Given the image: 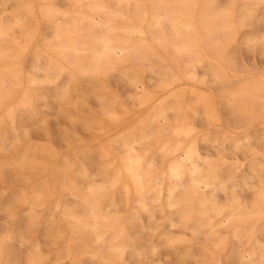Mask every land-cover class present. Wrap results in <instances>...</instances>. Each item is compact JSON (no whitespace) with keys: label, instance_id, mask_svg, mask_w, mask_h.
I'll list each match as a JSON object with an SVG mask.
<instances>
[{"label":"bare ground","instance_id":"obj_1","mask_svg":"<svg viewBox=\"0 0 264 264\" xmlns=\"http://www.w3.org/2000/svg\"><path fill=\"white\" fill-rule=\"evenodd\" d=\"M131 1L134 2L132 16H126L124 22L117 26L114 19L122 16L121 7ZM136 1L61 0L62 4L73 9L60 11L51 0H46L39 8V15L48 31L46 37L40 38L32 47L34 59L31 68L36 78L24 77L20 63H14L6 72L11 76L24 77L29 84L39 82L46 87H52L61 77L67 81L62 93L64 96L75 90L73 81L77 76L89 82L102 73L116 71L121 59L119 50H128L137 61L145 59L141 47L135 45L139 38L120 46L112 42L110 33L115 28L139 32L149 29L155 32V39L160 44L171 49L176 60L179 56L184 57L182 70L174 71L167 58L154 56L155 65L157 62L160 65L157 69L149 66V77L155 80L159 76L166 77L164 90L168 94L154 104L153 112L140 118L131 131L115 138L114 143L122 149L121 155L117 151L109 153L112 168L109 180L102 187H94L89 173L81 165L86 194L82 196L68 188L69 194L79 199V205L78 210L73 207L64 212L63 221L68 225L70 237L65 255L88 258L91 264H127L124 255H128L135 264H139V255L146 246L134 234L146 232V228L151 227L150 219L155 209H165L167 226L180 223L182 230L189 232L194 239L203 236L209 241L214 233L223 230L235 244V248L230 250L232 259L264 264V243L261 241L253 242L247 255L238 252L244 244H250L252 224L264 219V71L243 72L236 58L226 53V47L234 42L240 30L264 21V0H255L263 5L260 16L249 9L248 0H226L224 7H216L212 0H149L148 9L144 5L136 6ZM108 2L111 7L106 5ZM31 3V0L22 2L23 12L16 15L12 24L0 21V38L5 37L9 29L22 31L16 57L32 46L38 34L34 19L25 24L20 22L32 11ZM84 21L92 30L78 35ZM246 42L260 43L262 39L252 37ZM181 80L200 83L209 80L220 88L227 120L241 132L239 136L229 133L223 143H228L233 149L251 151L255 157V163L249 165V172L242 181L236 182L229 168L217 165L223 161L222 158H209L212 149L222 143L220 137L223 133L201 134L194 124L199 120L207 124L220 123L215 96L209 92L196 93L172 87ZM5 82L7 79L0 76V85ZM18 87L19 83H15L7 94L0 89V99ZM153 98L143 91L135 101L148 107ZM44 99L43 93L24 91L17 105L22 108L24 117L30 119L34 117L35 102ZM113 110L104 109L102 113L111 120H123L124 116L119 117ZM154 113L161 118L157 120ZM169 114L173 116L171 122L168 121ZM5 118L7 126L17 131L14 108L6 110ZM3 120L1 118L0 123ZM160 130H170V138L150 141ZM250 138L253 142L244 147V140ZM138 143L154 145L141 152L136 147ZM254 145L260 148H253ZM254 178L259 186L251 190L249 179ZM108 189L109 192H105ZM237 191L242 195L250 192L244 204ZM116 192L122 194L123 199L117 198ZM36 193V200H40L42 193L40 190ZM123 202L124 216L119 209ZM248 213L254 214L255 220L249 219ZM5 237L11 238L10 235ZM228 238L213 240V249L208 253L210 259L205 264H218L215 256L227 244ZM3 256L8 258L6 264H14L11 254L3 251L0 244V257ZM31 263L36 264L34 258ZM71 264L80 263L72 260Z\"/></svg>","mask_w":264,"mask_h":264},{"label":"rangeland","instance_id":"obj_2","mask_svg":"<svg viewBox=\"0 0 264 264\" xmlns=\"http://www.w3.org/2000/svg\"><path fill=\"white\" fill-rule=\"evenodd\" d=\"M45 1L31 0L32 11L20 19L21 24L34 19L38 25V34L33 39L32 46L23 50L19 57H16V51L19 49L18 42L22 31L9 29L5 37L0 38L2 49L0 76L7 79V82L0 85V89L7 94L15 83H19L15 92L0 99V119H4L0 123V239H2L0 244L3 251L11 254L14 264H32L33 258L36 264H71L72 260H78L80 264H91L88 258L77 259L74 254L65 255L70 237L68 225L63 221L64 212L67 208L77 209L79 205V199L71 196L68 188L74 189L82 196L86 194L81 165L89 173V179L94 187H102L103 183L109 180L112 173L109 153L117 151L121 155L122 149L118 143H114L115 138L131 131L139 119L146 113H152L154 104L165 99L168 94L164 90L166 77L159 76L157 80L149 77V66L157 69L160 65L158 62L155 65L154 56L167 58L174 71L182 70L184 57L179 56L177 61L171 55V49L160 44L155 39V32L149 29L144 28L139 32L131 31L130 28H115L110 33L112 42L120 46L133 43V40L139 38L135 45L141 47L145 53L144 60L137 61L128 50H119L121 59L117 63V72L113 71L115 74L112 71L102 73L99 78L89 82L84 77L77 76L73 81L76 84L74 87L76 91L74 89L68 91L64 96L62 93L67 81L61 77L55 80L52 87H46L39 82L29 84L24 77L30 75L36 78L31 68L34 59L32 47L40 38L46 37L48 31L39 15V8ZM212 1L216 7H224L227 4L226 0ZM22 2L24 0H0V21L12 24L16 15L23 12ZM51 2L60 11L73 9L62 4L61 0ZM106 5L112 6L109 2ZM133 5V1L123 5L120 10L122 16L114 19V24L119 26L126 16H132ZM137 5H144L148 9L149 0H137ZM248 7L255 11L257 16L263 12L261 2L248 0ZM81 28L78 35H84L92 30L85 21L81 23ZM252 37L262 39V42H246ZM119 38L124 39L118 40ZM263 40L264 21H261L240 30L234 42L226 47V53L236 58L241 71L263 72ZM14 63L21 64L24 77L6 73L8 67ZM197 72L201 74L200 69H197ZM172 87L196 93L209 92L215 96L220 123L207 124L204 120H199L194 124L201 134L213 135L218 131L223 133L220 137L222 143L212 149L209 158H222L223 161L217 162V165L229 168L236 182L242 181L249 172V165L255 163L253 161L255 157L251 151L233 149L228 143H223L229 133L239 136L241 132L232 127L227 120L220 88L209 80L203 83L181 80L175 82ZM24 91L40 92L45 95L44 100L35 102L34 117L30 119L24 117L22 108L17 105V100ZM143 91L154 97L148 107L138 105L135 101ZM9 108H14L17 131H12L7 126L5 112ZM104 109H115L113 111L119 117L124 116L123 120L120 122L111 120L102 113ZM169 115L168 121L171 122L173 116ZM154 116L157 120L161 118L157 113H154ZM169 134L170 130H163L150 141L170 138ZM252 142L251 138L245 139L243 145L245 147L247 143L251 145ZM153 145L154 143L150 145L138 143L136 147L142 152ZM252 147L257 150L260 148L257 145ZM256 181L255 178L249 179L251 190H256L259 186ZM37 190L42 193L40 200H36ZM105 192H109V189ZM237 193L240 194L239 198L243 204L250 197V192H247V195H242L239 191ZM114 195L123 199L122 194L118 192ZM119 209L124 216L126 214L124 202L120 204ZM164 215L165 209H155L154 216L150 219L151 227L146 228V232L134 234L135 237H140V243L146 246L139 255V264H205L210 259L208 253L213 249V240L217 237L228 238L225 231L218 230V233L211 236V241L205 240L203 236L194 239L189 232L182 230L180 223L173 227L167 226ZM247 217L255 220L252 213H248ZM146 223L144 220L145 226ZM252 225L249 231L250 244L246 243L239 248L238 252L241 255L251 252L253 242L264 243V219L256 220ZM6 235H10L11 238L7 239ZM232 248H235V244L228 238L227 244L220 248L215 256L218 264H248L243 260L232 259L230 254ZM124 257L125 263L135 264L128 255ZM6 262L8 258L0 257V264Z\"/></svg>","mask_w":264,"mask_h":264}]
</instances>
